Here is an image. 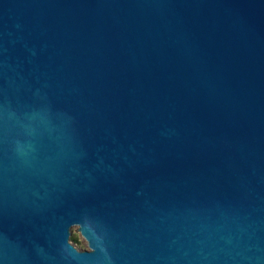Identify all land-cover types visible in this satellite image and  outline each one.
<instances>
[{
  "label": "water",
  "instance_id": "1",
  "mask_svg": "<svg viewBox=\"0 0 264 264\" xmlns=\"http://www.w3.org/2000/svg\"><path fill=\"white\" fill-rule=\"evenodd\" d=\"M0 264H264V0H0Z\"/></svg>",
  "mask_w": 264,
  "mask_h": 264
},
{
  "label": "rangeland",
  "instance_id": "2",
  "mask_svg": "<svg viewBox=\"0 0 264 264\" xmlns=\"http://www.w3.org/2000/svg\"><path fill=\"white\" fill-rule=\"evenodd\" d=\"M77 226H72L71 228V234H70V241L78 248V249H87V242L85 238L80 234V232L77 230ZM76 237L77 243H74L71 238Z\"/></svg>",
  "mask_w": 264,
  "mask_h": 264
},
{
  "label": "trees",
  "instance_id": "3",
  "mask_svg": "<svg viewBox=\"0 0 264 264\" xmlns=\"http://www.w3.org/2000/svg\"><path fill=\"white\" fill-rule=\"evenodd\" d=\"M71 240H72L74 243H77V238H76V237H72Z\"/></svg>",
  "mask_w": 264,
  "mask_h": 264
}]
</instances>
